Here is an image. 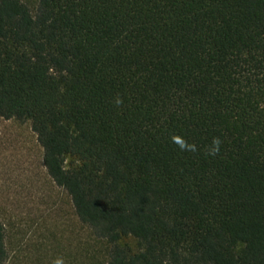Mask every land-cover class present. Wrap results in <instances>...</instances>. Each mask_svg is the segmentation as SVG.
I'll list each match as a JSON object with an SVG mask.
<instances>
[{"label":"trees","instance_id":"1","mask_svg":"<svg viewBox=\"0 0 264 264\" xmlns=\"http://www.w3.org/2000/svg\"><path fill=\"white\" fill-rule=\"evenodd\" d=\"M37 2L0 0V117L106 264H264V0Z\"/></svg>","mask_w":264,"mask_h":264},{"label":"rangeland","instance_id":"2","mask_svg":"<svg viewBox=\"0 0 264 264\" xmlns=\"http://www.w3.org/2000/svg\"><path fill=\"white\" fill-rule=\"evenodd\" d=\"M38 0H22L36 11ZM31 122L0 117V219L6 264H106L108 248L45 170Z\"/></svg>","mask_w":264,"mask_h":264}]
</instances>
